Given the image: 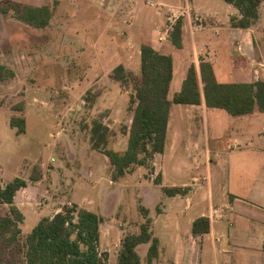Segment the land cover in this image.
<instances>
[{"label": "crops", "instance_id": "1", "mask_svg": "<svg viewBox=\"0 0 264 264\" xmlns=\"http://www.w3.org/2000/svg\"><path fill=\"white\" fill-rule=\"evenodd\" d=\"M54 1L58 4L57 7L61 6V0ZM83 1L84 5L76 6V3L72 2V6L84 12L94 10V16L90 20H85L84 25L90 27L104 25L105 28L94 40L89 41L88 51L94 57L106 59L109 55L110 38L106 32L107 28H113V31L119 34L121 60L119 65H123L127 70L131 69L128 62L130 58L133 59L131 63L135 65L134 69L140 68L142 44H148L155 51L171 56L173 75L168 91L169 99L180 91L191 65H194L199 76L201 61L210 63L219 83L264 81V13H262L264 1L259 7L258 20L247 29L234 28L230 25V18L236 16L238 11L223 0H156V3L149 0H128L129 2L125 3L128 6L125 9L126 14L119 16L117 15L119 10L116 5L113 6L117 0ZM139 1H143L146 7H154V12L138 9ZM46 4L49 5L47 2L30 5L40 7ZM57 7L53 6L52 14ZM73 8L68 6L67 9L72 11ZM177 15H181L177 20H181L182 24L180 48L172 44L170 37ZM70 40L69 49L74 51V56H80L79 50L70 43ZM71 41L76 42L74 39ZM184 107L202 109L206 131H196L195 136L184 143L182 153L184 152L185 156L189 155L191 162L187 164L182 159L175 161L171 166L174 175L170 177L165 170L164 162L166 159L172 161L176 157L178 136L177 132L176 137L172 135L169 140L170 125L172 122L173 125H177L174 118L176 116L180 119L183 116L187 118ZM212 109L217 108L207 107L203 99L199 105L172 104L164 152L158 154L162 156L159 168L154 162V159H157L155 154L151 161L153 173L148 177H143L145 166H132L118 179H112L117 187L127 178L135 177L137 191L134 219L129 220L133 209L130 211L128 208L121 209L119 205L118 219L113 210L103 207L109 195L106 189L101 191V195H105V200L98 212L91 207L93 203L83 205L85 207L83 209L96 213L103 220L99 225L98 251L107 254L106 264H117L121 238L124 235H138L140 226L147 219L149 230L157 240V255L148 263L147 253L151 243L139 244L136 252L140 264H264V111L254 109L252 113L238 116L226 112L228 116L221 118L230 132L218 130L211 136L204 118L207 120V115ZM214 118L220 120L218 124L220 126L221 118ZM50 136L54 139L52 145L54 148L51 152L54 154L60 138ZM63 140L65 153L73 152V162L84 163L82 165L86 164L85 167L89 170L90 182L83 180L84 185L92 187L98 184L103 171L106 172L103 163L108 160L107 156L91 148L89 144L86 147L79 145L80 151L76 156L77 145H74L76 149H73L67 139ZM48 161L57 162L54 157H50ZM67 161L70 160L67 158ZM68 165L67 163V168ZM96 166H98L96 176L99 179L93 181ZM53 167L48 175L46 172L41 173L39 180L33 184H45L46 176H49L47 183L49 188L58 185L60 188L63 187L60 192L66 193L65 188L69 187L66 176L62 177L61 168ZM76 175L77 179L82 180L81 175ZM14 177L17 175H13L12 178ZM71 179L68 178L69 181ZM29 187L30 183L26 182L25 187L17 193L22 189L27 191ZM163 188H181L187 191L184 195L167 196ZM44 190L50 192L48 188ZM14 205H17L16 195ZM46 208L36 210V224L40 219L52 217L61 211L59 208L52 215L45 214ZM141 208L147 213L143 214ZM23 216L24 222L26 216L24 214ZM113 216H116L115 220ZM200 217L209 220V231L194 234L192 223ZM115 229L118 234L117 243L113 247L110 234H115Z\"/></svg>", "mask_w": 264, "mask_h": 264}, {"label": "rangeland", "instance_id": "2", "mask_svg": "<svg viewBox=\"0 0 264 264\" xmlns=\"http://www.w3.org/2000/svg\"><path fill=\"white\" fill-rule=\"evenodd\" d=\"M61 1V6L57 7L58 4L54 0H0L2 7L9 2H20L24 5L47 2L50 8L57 7L53 10L49 21L51 23L42 28H36L18 20L12 10L6 14L0 13V65L9 70L0 80V187L9 182L13 175L30 183L29 190L22 189L16 193V208L26 216L25 221L19 224L21 229L19 240L23 250L26 248L29 232L36 225V210L47 207L45 214L52 215L59 208L62 210L77 206L83 209L85 208L83 205L93 203L91 207L98 212L105 200V195L102 196L101 191L106 189L109 195L103 207L113 210V214L118 219L119 205L121 209L134 210L129 220L134 219L133 212H136L135 177L127 178L116 187L112 181L115 171L108 159L106 163H103L106 172L103 171L100 179L96 176L98 166L95 168L92 180L99 179L98 184L92 187L85 186L83 180L90 182L89 170L86 169V164L73 162V152L65 153L63 138L67 139L73 149H76L74 145H77V156L80 151L79 145L86 147L89 144L93 148L91 128L97 122L107 130V142L102 148L118 153L126 149L132 119V112L128 109L129 98L134 93L133 84L140 77V68L135 70V65L131 63L133 59L130 58L128 61L131 68L129 86L125 87L114 80L112 71L121 63L119 34L117 35L113 28H107L106 32L110 38L109 55L106 59L94 57L88 51L89 41L94 40L105 29L104 25L100 27L84 25L85 20H90L94 16V10L84 12L72 6V2H75L76 6L84 5L83 0ZM126 2L129 1L117 0L113 4L119 10L118 16L126 14L125 9L128 8L125 5ZM68 6H71L73 10H68ZM137 8L151 13L155 10L154 7H146L143 1L138 2ZM262 13H264V6ZM180 17L181 15L178 16ZM70 39L76 42L73 43ZM69 40L77 47L80 56L73 55L74 51L69 49ZM85 41L87 43H83ZM200 87L202 88V84ZM184 109L187 118L183 116L180 119L176 116L174 118L177 125H173V122L170 125L169 140L172 135L176 137L178 132L175 147L176 159L172 161L166 159L164 162L165 170L170 177L174 175L171 166L175 161L182 159L187 164L191 162L190 156L182 153L184 143L192 139L196 131H206V123L202 120V109L199 107H184ZM223 116L228 114L221 109H212L207 115V120L204 118L211 136L218 130L230 132L221 118ZM214 117L221 118L220 126L218 125L220 120ZM12 118L17 120V125L20 124V120H24L23 132H19L18 127L10 125ZM50 135L60 138L54 154L51 153L54 148L52 147L54 139ZM100 151L102 152V149ZM155 156L157 159H154V162L159 168L162 156L158 154ZM50 157H54L57 162L48 161ZM67 158L71 162H66ZM152 159L143 167L144 178L153 173ZM67 163L69 168L66 167ZM53 166L61 168L62 177L66 176L67 184H69V187L65 188L66 193H61L63 187L60 188L58 185H52L49 188L47 184L49 176H46L45 184H33L35 182L33 178L41 177L43 172L48 175ZM76 174L81 175L82 180L77 179ZM68 178L72 179L69 181ZM45 188H48L50 192H46ZM90 200L92 202H89ZM7 211V206L0 205L2 214ZM116 216H113L114 220ZM103 232L102 229V234ZM116 232L115 229V234H110L113 247L117 243L118 233ZM82 249L85 248L82 247ZM6 257L8 259V256ZM11 258L9 256L8 264Z\"/></svg>", "mask_w": 264, "mask_h": 264}, {"label": "trees", "instance_id": "3", "mask_svg": "<svg viewBox=\"0 0 264 264\" xmlns=\"http://www.w3.org/2000/svg\"><path fill=\"white\" fill-rule=\"evenodd\" d=\"M233 5L238 14L230 18L234 28L247 29L259 18V7L264 0H223ZM10 10L18 20L36 28L46 27L52 17V8L48 4L40 7L9 2L0 6V13ZM181 20H177L171 32L172 44L181 47ZM0 65V80L8 73ZM112 78L123 86H129L130 70L123 65L113 69ZM173 75L171 56L155 51L150 45L140 47V77L133 84L134 93L129 98V110L132 112L131 125L128 130L127 148L123 153L102 148L106 144L107 130L95 122L91 128L92 147L102 149L113 166V179L122 176L132 166H146L155 154H162L165 148L167 123L172 104L199 105L203 99L209 108L222 109L229 115L238 116L252 113L254 109L264 111V81L253 83H219L208 62L199 64V76L191 65L181 89L172 99L168 91ZM130 80V81H129ZM202 84V88L200 87ZM13 118L12 127L24 131V120ZM40 177L33 178L37 181ZM32 179V178H31ZM159 180H157V183ZM26 181L14 177L0 187V205L8 207L4 214L0 212V264H105L106 253H100L99 225L103 221L97 214L79 209L77 206L63 208L52 217L40 219L27 236V245L23 250L19 235V224L24 220L23 214L14 205V197ZM187 189L163 188L167 196L184 195ZM141 212L147 211L141 208ZM209 220L197 218L192 223L194 234L207 233ZM150 242L147 253L148 263L157 255V240L149 230V220L140 226L138 235H124L120 240L117 264H140L136 247ZM84 247L85 249H82ZM23 254V255H21ZM23 256L21 258V256ZM8 256V259L7 257Z\"/></svg>", "mask_w": 264, "mask_h": 264}, {"label": "built area", "instance_id": "4", "mask_svg": "<svg viewBox=\"0 0 264 264\" xmlns=\"http://www.w3.org/2000/svg\"><path fill=\"white\" fill-rule=\"evenodd\" d=\"M170 12L172 13V11H170ZM172 17H174V14H173V13H172ZM176 18L178 19V17H177V16L175 17V19H176ZM177 19H176V20H177Z\"/></svg>", "mask_w": 264, "mask_h": 264}]
</instances>
